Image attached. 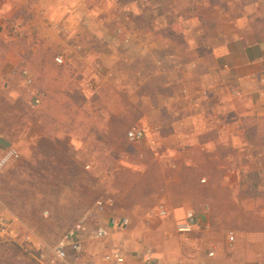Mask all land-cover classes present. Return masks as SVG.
I'll list each match as a JSON object with an SVG mask.
<instances>
[{"label": "crops", "instance_id": "crops-1", "mask_svg": "<svg viewBox=\"0 0 264 264\" xmlns=\"http://www.w3.org/2000/svg\"><path fill=\"white\" fill-rule=\"evenodd\" d=\"M23 12L46 19L47 41L63 44L90 31L87 41L94 45L80 55L81 67H47L43 73L31 68L32 85L23 80L18 103L31 104L30 124L40 131L31 140L33 152L42 140L62 139L48 125L69 122L63 109L76 106L82 118L73 116V121L82 120L83 131L74 141L88 138L99 147L93 151L99 163L93 159L87 166L94 171L104 166L130 188L108 191L114 204L105 213L122 206L123 196L133 209L127 194L142 184V202L149 209L170 211L168 220L148 214L155 221L146 227L151 237L190 249L198 248L199 234L205 233L209 251L216 248L209 264H264V173L255 161L264 164L262 1L0 0V29ZM7 75H14L13 67ZM133 128L146 132L142 142L128 141ZM253 174L260 178L254 186L261 194L249 192ZM189 210L209 223V231L177 233L175 222ZM220 231L227 239L215 241ZM229 231L236 235L233 246ZM117 236L88 243L87 250L105 253L118 247ZM137 237L146 240L147 235ZM152 241L145 245L155 252L157 264H188L181 255L168 262Z\"/></svg>", "mask_w": 264, "mask_h": 264}, {"label": "rangeland", "instance_id": "rangeland-1", "mask_svg": "<svg viewBox=\"0 0 264 264\" xmlns=\"http://www.w3.org/2000/svg\"><path fill=\"white\" fill-rule=\"evenodd\" d=\"M261 1L264 4V0ZM0 31V141L2 147H15L21 155L18 161L12 162L0 175V219L3 217L14 223L18 241L16 244L21 249L22 246L28 248L26 237L30 232L34 233L35 241L54 245L84 213L94 208L96 200L104 198L108 191L111 190L114 194L121 187L130 191V188L125 187L127 185L125 181L117 182L115 174L108 173L104 166H98L96 171L92 170V167L90 170L86 168L93 159L99 163L95 155L99 152V147L96 148L88 138L81 143L74 141L81 139L83 131L78 123L83 121L80 119L73 121V116L82 118L75 109L76 106L70 105L63 109V114L67 116L69 122L48 125L51 133L62 135V139L42 140L34 153L32 148L35 144H32L31 140L38 132L40 133L36 131L35 125L30 124L32 117H35V111L30 103H18L20 99L22 100L19 89L26 79L23 74L25 71L30 75L31 68L43 73L47 67L50 69L81 67L80 55L93 49L94 45L87 41L89 40L87 36L92 37L93 33L86 31L84 34H75V40L65 41L63 44L47 41L45 37H49L51 31L46 19L28 12H23L17 19H12L7 28ZM59 55L65 57V64L59 65L55 62ZM11 67L14 68V75L8 76V69ZM12 95H15L14 98ZM6 97L13 99L14 102L16 99L18 101L10 103L12 101L9 102ZM74 97L77 99V94H74ZM59 126L62 129L60 131L57 130ZM120 173L122 177H126V172ZM109 174L113 175L109 178ZM141 185H138L133 193L127 194L131 195L129 199L135 203L133 209L123 196L122 206L116 204L108 213H94L93 221L89 225L91 229L100 223L108 224L112 217L117 222L126 217L132 219L129 221L127 218L126 228L111 230L107 238L110 239L113 234L118 235L116 245L119 246L114 248L120 247L124 250L128 264H143L141 254L147 246L145 244L150 245L152 240L158 243L168 262L176 261L175 257L181 255L187 259L188 264H209V239H206L205 233L199 234L198 248L189 245L188 249L177 242H171L167 246L146 232V227L152 228L155 222H150L149 215L157 220L168 219L152 215L153 210L148 208V203L142 202ZM184 219L175 222L176 231L177 224ZM140 232L147 235L146 240L138 239L137 235ZM223 239L226 240L227 235L220 231L215 241ZM100 251L102 249L95 252L99 257L103 254ZM16 252V255L0 253V264H35L26 257L28 252L24 249Z\"/></svg>", "mask_w": 264, "mask_h": 264}, {"label": "built area", "instance_id": "built-area-1", "mask_svg": "<svg viewBox=\"0 0 264 264\" xmlns=\"http://www.w3.org/2000/svg\"><path fill=\"white\" fill-rule=\"evenodd\" d=\"M61 30V29H60ZM62 32V31H61ZM55 62L59 65L65 64V57L59 55L55 58ZM24 76L28 86L32 85V79L27 71ZM262 85L264 86V77L262 78ZM240 95L239 93H237ZM36 99L37 105L40 104L43 94H38ZM146 138V132L140 128H133L127 133V139L131 143H140ZM0 175L12 163L20 159V152L12 146L2 147L0 141ZM256 165L258 169L264 173V164L260 158H256ZM88 170L91 166L86 167ZM241 174L247 175L246 167H241ZM206 183V180H202ZM114 200L109 192L104 198L96 200L94 208L84 213L77 223L69 228L60 240L54 245H48L43 241H35L32 232L26 237V242L29 244L28 248H22L27 251L39 264H128V257L122 248H113L105 251L100 257L97 254L87 250L88 243L102 244L105 243L110 236V231L113 228H126L128 221L122 219L121 221L111 220L112 227L108 224H97L92 229L90 223L93 221L94 213L104 214L107 208L112 207ZM152 215H156L161 219H168L170 211L163 206L153 210ZM209 223L202 220V218L194 210H189L186 213L185 219L177 224V232L183 235H188L194 232L196 228L209 231ZM16 229L14 223L9 219H0V240L3 242L17 243ZM236 241L234 232L229 231L228 242L233 246ZM216 256V248L208 252L209 258ZM158 259L152 248H146L142 255L143 264H157Z\"/></svg>", "mask_w": 264, "mask_h": 264}, {"label": "trees", "instance_id": "trees-1", "mask_svg": "<svg viewBox=\"0 0 264 264\" xmlns=\"http://www.w3.org/2000/svg\"><path fill=\"white\" fill-rule=\"evenodd\" d=\"M257 181H260V178L258 177L257 174H253L251 176L249 175V178H248L249 192H251L252 194L254 193L261 194L258 192L257 187L254 186V183ZM16 250L21 251L23 249H21L19 245L13 242H0V253L1 254L7 253L8 255L10 253H15ZM26 257H28L33 263L39 264L29 253L26 254Z\"/></svg>", "mask_w": 264, "mask_h": 264}]
</instances>
